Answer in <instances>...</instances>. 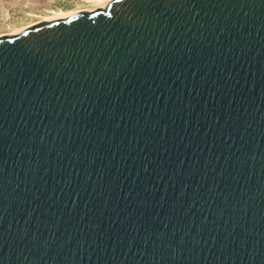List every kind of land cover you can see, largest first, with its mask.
I'll return each instance as SVG.
<instances>
[{
  "label": "water",
  "instance_id": "obj_1",
  "mask_svg": "<svg viewBox=\"0 0 264 264\" xmlns=\"http://www.w3.org/2000/svg\"><path fill=\"white\" fill-rule=\"evenodd\" d=\"M0 264H264V0L0 37Z\"/></svg>",
  "mask_w": 264,
  "mask_h": 264
},
{
  "label": "rangeland",
  "instance_id": "obj_2",
  "mask_svg": "<svg viewBox=\"0 0 264 264\" xmlns=\"http://www.w3.org/2000/svg\"><path fill=\"white\" fill-rule=\"evenodd\" d=\"M94 0H0V35L59 13L90 9Z\"/></svg>",
  "mask_w": 264,
  "mask_h": 264
},
{
  "label": "bare ground",
  "instance_id": "obj_3",
  "mask_svg": "<svg viewBox=\"0 0 264 264\" xmlns=\"http://www.w3.org/2000/svg\"><path fill=\"white\" fill-rule=\"evenodd\" d=\"M110 1L111 0H94V2L96 4H95V6L93 8L85 9V10L71 11V12H68V13H63L62 12V13H59V14L54 15V16L46 17V18L42 19L41 22L33 23L31 25H28V26H25L23 28H20L19 30L15 31V32H12V33H9V34L0 35V37H2V36L12 37V36L18 35L21 32H24L26 29H28V28H30V27H32L34 25H37L39 23H42V22H54V21H57V20L66 19V18L75 16L78 13H81V12H93V11H96L98 9H106V7H107V5L109 4Z\"/></svg>",
  "mask_w": 264,
  "mask_h": 264
}]
</instances>
